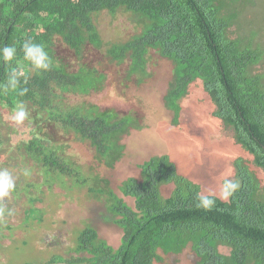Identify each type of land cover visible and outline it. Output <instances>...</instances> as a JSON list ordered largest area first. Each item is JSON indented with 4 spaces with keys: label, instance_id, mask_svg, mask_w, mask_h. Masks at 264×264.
<instances>
[{
    "label": "trees",
    "instance_id": "1",
    "mask_svg": "<svg viewBox=\"0 0 264 264\" xmlns=\"http://www.w3.org/2000/svg\"><path fill=\"white\" fill-rule=\"evenodd\" d=\"M234 1L0 0V48L17 49L11 62L0 56V86L6 84L12 69L24 72L16 91L5 92L0 87V109L14 111L23 103L26 118L40 113L44 120L88 143L100 163L114 168L124 156V136L142 127L131 114L121 116L114 109L66 104L65 93L88 94L105 74L85 65L68 72L55 46L60 38L81 59L88 44L99 49L105 46L95 17L104 11L112 16L125 12L140 30L124 42L107 44L111 61L122 64L129 60L128 74L142 81L150 76L152 53L171 60L173 78L164 104L173 111L175 123L181 116V99L191 84L200 80L215 106L214 115L252 155V159L237 157L234 175L227 178L239 180L240 188L228 200L216 195L215 206L207 211L197 207L201 185L179 172L168 154L152 156L140 164L139 177L122 181L119 189L123 196L111 187L110 180L95 175L88 189L104 202L106 221L122 229L119 246L111 245L94 225L85 223L77 229L75 245L66 255L48 251L47 259L22 264H154L164 259L160 251L177 255L188 247L198 257L195 264H264V179L256 170L264 172V27L257 30L243 20L245 16L253 18L247 2ZM29 39L41 44L50 56L49 71L34 69L24 59L23 43ZM19 88L28 91L21 96ZM2 122L0 116V151H5L11 136ZM62 149L49 138L33 135L19 145L16 154L9 155L10 166L21 172L8 167L15 189L0 199L5 208L0 234L8 230L12 236L14 230L21 229L30 237V224L44 220L45 212L35 206L44 186L72 193L73 188L89 183L91 176ZM169 184L174 188L164 196L162 187ZM21 191L28 195L29 207L23 223L15 225L7 213L13 210L12 202L21 200ZM37 211L42 214L36 216ZM23 244H27L24 239Z\"/></svg>",
    "mask_w": 264,
    "mask_h": 264
},
{
    "label": "rangeland",
    "instance_id": "2",
    "mask_svg": "<svg viewBox=\"0 0 264 264\" xmlns=\"http://www.w3.org/2000/svg\"><path fill=\"white\" fill-rule=\"evenodd\" d=\"M237 1L247 2V10L253 16L247 19L245 16L243 20L253 24L257 30L264 27V0L234 2ZM245 9L240 11L241 14ZM95 22L105 46L99 49L88 44L81 59L60 38L56 39V55L66 65L68 72H76L81 65H85L105 74L100 85L88 94L67 92L64 102L86 107L95 105L102 111L114 109L121 116L131 114L138 119L142 128L132 129L124 136V156L114 168H110L95 158V150L88 143L78 141L73 134L44 120L40 113H34L32 118L17 123L12 119L14 111L1 108L2 125L5 132L10 134L11 141L4 146L5 151H0V169L10 167L16 173L21 172L17 166H10L9 155L13 152L16 154L21 143L38 135L61 146L63 154L80 166L84 174L91 176V180L80 188H73L72 193L58 186L53 189L44 186L41 200L35 203L45 212L43 222L39 225L30 224V237H26L25 231L21 229L14 230L12 236L8 230L0 234V245H3L0 249V264L45 260L48 251L66 255L75 245L77 229L85 223L94 225L102 238L118 247L122 229L106 221L104 202L100 197L97 198L98 194L88 189L95 175L110 180L111 187L123 196L119 189L122 181L131 176L139 177L140 164L152 156L168 154L177 164L179 172L201 185L203 193L212 191L219 196L224 179L234 175V160L240 156L252 159V155L235 142L233 131L214 115L215 106L205 92L202 81L192 83L189 92L181 99V116L175 123L173 111L164 104V95L173 78L174 65L171 60L151 52L148 65L150 76L142 81L137 75L128 74L129 60L122 64L111 61L106 52L107 44L124 42L140 30L128 13L119 12L112 16L104 11L95 17ZM256 170L259 177L264 179L263 170ZM173 188V184L163 186L164 196H169ZM20 198L18 203L12 202V215H9L15 225L23 223L25 209L29 207L28 195L24 191L20 192ZM125 199L133 204L132 198ZM40 214V211L36 212V216ZM221 251L229 253L226 247H221ZM160 252L164 259L154 264H195L198 260L190 247L177 255Z\"/></svg>",
    "mask_w": 264,
    "mask_h": 264
},
{
    "label": "clouds",
    "instance_id": "3",
    "mask_svg": "<svg viewBox=\"0 0 264 264\" xmlns=\"http://www.w3.org/2000/svg\"><path fill=\"white\" fill-rule=\"evenodd\" d=\"M23 56L26 61H29L34 69L49 71L52 67V60L45 48L32 40H26L23 43ZM17 49L15 46H4L0 48V56H2L5 62H11L16 57ZM24 76L22 70L12 69L7 76V82L5 85L0 87L3 88L5 92L12 90L16 91L20 85L21 77ZM28 91L27 88H19V95L23 96ZM28 116L26 107L23 103H18L14 109V114L12 119L17 122H23ZM27 175V171L24 173ZM240 188L239 180L227 179L225 178L223 184L220 188L219 198L223 200H228L238 189ZM15 189V179L13 174L7 169H0V199L7 197L9 193ZM197 207L203 208L204 210H211L216 203V194L212 191H208L207 194L199 193L197 195ZM8 215H12L9 210ZM5 215V208L0 204V217Z\"/></svg>",
    "mask_w": 264,
    "mask_h": 264
}]
</instances>
